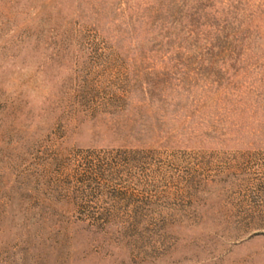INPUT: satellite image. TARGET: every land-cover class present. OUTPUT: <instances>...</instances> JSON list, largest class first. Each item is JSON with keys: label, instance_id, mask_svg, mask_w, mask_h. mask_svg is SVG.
Here are the masks:
<instances>
[{"label": "rangeland", "instance_id": "1", "mask_svg": "<svg viewBox=\"0 0 264 264\" xmlns=\"http://www.w3.org/2000/svg\"><path fill=\"white\" fill-rule=\"evenodd\" d=\"M0 264H264V0H0Z\"/></svg>", "mask_w": 264, "mask_h": 264}]
</instances>
